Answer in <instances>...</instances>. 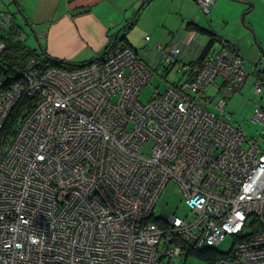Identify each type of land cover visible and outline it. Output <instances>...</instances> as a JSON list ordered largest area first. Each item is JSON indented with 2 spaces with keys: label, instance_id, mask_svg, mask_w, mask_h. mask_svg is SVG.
<instances>
[{
  "label": "built area",
  "instance_id": "built-area-1",
  "mask_svg": "<svg viewBox=\"0 0 264 264\" xmlns=\"http://www.w3.org/2000/svg\"><path fill=\"white\" fill-rule=\"evenodd\" d=\"M197 1L209 13L216 0ZM12 19L0 13V34ZM220 43L194 61L173 45L166 68L182 78L145 103L153 72L131 45L71 68L35 57L16 68L0 37V131L33 100L1 142L0 264H172L229 236V251L206 253L213 264H264V128L250 138L230 121L227 95L243 88L247 64ZM255 91L264 95L262 75ZM252 121L264 127L260 102ZM171 179L185 217L155 212Z\"/></svg>",
  "mask_w": 264,
  "mask_h": 264
},
{
  "label": "crops",
  "instance_id": "crops-1",
  "mask_svg": "<svg viewBox=\"0 0 264 264\" xmlns=\"http://www.w3.org/2000/svg\"><path fill=\"white\" fill-rule=\"evenodd\" d=\"M143 1L16 0L20 12L24 16V24L19 22L18 24L24 28L23 34H27L29 30L34 38L37 39L38 46L34 48H37L38 51L44 49L52 57L75 63L90 62L104 53L109 46L119 48L124 44L132 45L136 48L151 69L168 64L166 62L168 50L175 44L181 48V57L187 61H194L199 58L209 43L211 36L202 32L204 34L200 38L198 35L200 30L189 27L190 23L197 24L192 15L185 17L187 21L185 26L187 34L185 36H179L175 40V34L177 33L171 31V28H166V32L161 36L160 41L156 43L154 49L148 50L145 47L139 48L136 46V33L131 32V30L136 25H139L142 15L141 11L145 9V6L151 0L145 2L141 8ZM254 2L255 4L250 2L246 8L248 11L256 9L258 3L256 0ZM138 11L137 19L128 28V22L133 19ZM253 24L251 21L248 22L250 27H253ZM124 25L125 27H123ZM118 30L121 31L116 35ZM213 32L216 33V41L221 39L228 40L232 48L245 58L244 60H246V55L259 57L258 47L253 40L252 32L246 26L243 25L242 30L238 29V32L227 28L220 32L215 30ZM169 33H173L171 39L164 41L168 39ZM124 34L128 43L119 40ZM257 34L259 39L264 40L261 30ZM149 41H152V38H149V40L145 39L146 44ZM173 41L175 42L172 43ZM215 42L212 44V49H218L214 47ZM255 74L256 76L262 75L264 78V72Z\"/></svg>",
  "mask_w": 264,
  "mask_h": 264
},
{
  "label": "rangeland",
  "instance_id": "rangeland-1",
  "mask_svg": "<svg viewBox=\"0 0 264 264\" xmlns=\"http://www.w3.org/2000/svg\"><path fill=\"white\" fill-rule=\"evenodd\" d=\"M258 5L255 10H247L250 2L255 4L254 0H216L212 5L209 13H206L197 0H151L143 9L141 21L136 25L131 32H135L136 46L139 48L145 47L148 50L154 49L156 43L160 41L161 36L166 32V28H171L175 31V40L179 36H185L187 30L185 26L187 21L185 17L192 15L200 27L212 29L220 32L228 29L235 32L242 30V17L245 14V22H253L251 29L253 40L255 36L258 44L264 47V40L258 38L257 32L261 30L264 37V0H256ZM149 7L146 10V8ZM8 12L13 15V22L24 24V16L17 5L16 0H0V13ZM29 29V28H28ZM7 31H3L6 33ZM199 37L204 34L199 31ZM173 33H169L167 41L171 39ZM152 41L145 43L147 36ZM23 40L30 47L38 46V41L34 36L27 31V34L22 35ZM201 38V37H200ZM207 38V37H206ZM264 39V38H263ZM173 41L172 43H174ZM256 44V42H255ZM220 41L217 40L214 44L215 48H219ZM257 45V44H256ZM258 47V45H257ZM261 51L258 47L259 57L246 55V64L248 77L241 90L227 95L228 104L226 112L231 114L230 121L236 125H241L249 134V137L259 138V132L264 128L262 125L252 121L254 109L258 102L264 105V95H258L255 91L256 74L264 72V58L261 57ZM245 59V58H244ZM168 64H166L167 66ZM166 66L154 67L153 75L148 84H146L140 93V99L147 103L155 90L165 91L172 83L177 82L182 78V73L177 70L178 65L166 71ZM175 81V82H174ZM222 78L217 77L216 82H221ZM207 94L211 97L216 96L219 91L214 84L210 85ZM263 96V97H262ZM216 111L215 108H211ZM2 144L0 143V153ZM169 214H177L185 217L190 212L189 206L185 203L183 192L180 185L173 179L169 180L162 190L156 205L155 212ZM232 237L218 244L216 249L221 252H227L231 248ZM172 264H207V262L199 257L189 256L187 260L184 258H174Z\"/></svg>",
  "mask_w": 264,
  "mask_h": 264
},
{
  "label": "trees",
  "instance_id": "trees-1",
  "mask_svg": "<svg viewBox=\"0 0 264 264\" xmlns=\"http://www.w3.org/2000/svg\"><path fill=\"white\" fill-rule=\"evenodd\" d=\"M147 1L148 0H144L142 2L143 4L141 5V8L144 6L145 2ZM138 14L139 11L136 13V15H134L133 19L130 20V22H128V28H130L133 25V23L137 19ZM189 27L200 30L211 36L209 43L207 44L206 48L199 57L202 58L211 49L212 44L216 41L217 39L216 33L207 28L200 27L196 23H190ZM23 33H24V28L17 22L15 21L13 22L12 19V25L10 29L7 30L6 33L1 32L0 34L1 39L5 42L6 45V48L3 53L4 60H6L11 66H14L16 68H23L25 67L28 60L31 59L32 57L39 59L45 66L57 65V66L71 68L74 66L86 64V63H75L61 58L52 57L48 55L44 49L38 51L37 48L30 47L29 45L26 44V42L22 38ZM119 40L126 41V43H128L125 34ZM109 47H113V46H109ZM114 48H118V47H114ZM32 102H33L32 99H28L27 97H24V100L16 104V106L11 111L9 118L7 119L3 128L0 131V143L2 141L10 139L14 135L15 130L17 128V120L20 113L22 112V109L30 108ZM207 252H210L212 255L213 254L217 255L218 253L216 249H208L207 251L204 250L199 254H197V257L205 260L207 264H213V262L209 260L208 257L206 256Z\"/></svg>",
  "mask_w": 264,
  "mask_h": 264
},
{
  "label": "water",
  "instance_id": "water-1",
  "mask_svg": "<svg viewBox=\"0 0 264 264\" xmlns=\"http://www.w3.org/2000/svg\"><path fill=\"white\" fill-rule=\"evenodd\" d=\"M244 16H245V14H244L243 17H242V23H243L244 26H246V27L248 28V25H246V22L244 21ZM123 27H125V25H124ZM248 29H249V28H248ZM250 30H251V29H250ZM120 31H121V30H118L117 33H116V35H118V34L120 33ZM255 42H256V44L258 45V47H259V49H260V51H261V53H262V56H261V57L264 58V47L261 46L260 44H258V41H257V39H256V36H255ZM160 215H164V214H163V213H160Z\"/></svg>",
  "mask_w": 264,
  "mask_h": 264
}]
</instances>
